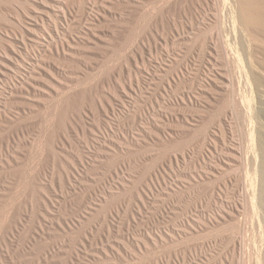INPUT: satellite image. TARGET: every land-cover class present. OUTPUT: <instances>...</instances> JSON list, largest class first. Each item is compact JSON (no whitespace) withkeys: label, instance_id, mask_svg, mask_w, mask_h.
I'll use <instances>...</instances> for the list:
<instances>
[{"label":"rangeland","instance_id":"obj_1","mask_svg":"<svg viewBox=\"0 0 264 264\" xmlns=\"http://www.w3.org/2000/svg\"><path fill=\"white\" fill-rule=\"evenodd\" d=\"M162 2L62 0L66 23L58 0H3L0 142L21 159L10 173L0 168V239L17 202L25 207L24 228L0 250L4 264H190L199 253L203 233L172 245L158 238L169 219L168 143L162 99L155 121L151 113L150 70L158 57L164 74L168 56L163 44L149 49L146 21ZM54 22L67 34L46 47Z\"/></svg>","mask_w":264,"mask_h":264},{"label":"bare ground","instance_id":"obj_2","mask_svg":"<svg viewBox=\"0 0 264 264\" xmlns=\"http://www.w3.org/2000/svg\"><path fill=\"white\" fill-rule=\"evenodd\" d=\"M2 6L0 0L1 18ZM146 24L149 49L163 44L168 56L164 74L158 57L150 70L151 113L155 121L162 99L168 143L162 167L169 219L158 238L172 245L203 233L190 264H264V0H163ZM63 26L45 29L46 47L63 41ZM16 87L11 83L10 95ZM20 159L21 150L0 142V168L12 169L5 173ZM157 180L154 174L148 186L153 196ZM139 200L144 203L142 195ZM16 205L0 250L24 228L25 207ZM191 210L199 216L190 217ZM42 231L40 224L36 234Z\"/></svg>","mask_w":264,"mask_h":264}]
</instances>
